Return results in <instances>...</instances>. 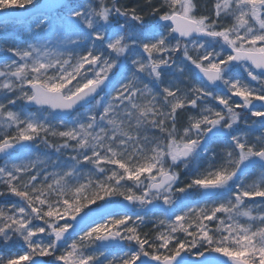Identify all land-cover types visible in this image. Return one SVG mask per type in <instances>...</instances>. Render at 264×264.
I'll list each match as a JSON object with an SVG mask.
<instances>
[{"label":"snow or ice","instance_id":"6c2138e0","mask_svg":"<svg viewBox=\"0 0 264 264\" xmlns=\"http://www.w3.org/2000/svg\"><path fill=\"white\" fill-rule=\"evenodd\" d=\"M148 3L0 0V26L32 6L36 33L0 48L11 54L0 63V197L17 198L0 207V245L22 247L0 264H264V180L241 175L264 170V0H216L200 15L194 0ZM186 67L198 84L165 82L167 71L187 80ZM18 101L42 116L8 107ZM208 137L223 157L201 172ZM193 161L183 183L176 169ZM249 201L256 215L240 211ZM157 212L166 218L143 231Z\"/></svg>","mask_w":264,"mask_h":264},{"label":"rangeland","instance_id":"374dc122","mask_svg":"<svg viewBox=\"0 0 264 264\" xmlns=\"http://www.w3.org/2000/svg\"><path fill=\"white\" fill-rule=\"evenodd\" d=\"M128 1L129 0H119V3L122 4L124 7L128 8V6H129L128 5ZM99 2H100V0H94L91 3H93V4H99ZM104 2L106 4H108V5H110L111 2H112V0H104ZM130 2H132V1L130 0ZM143 2H144V4L141 3L142 5L140 4L139 7H135L141 13H144L146 11L147 12L149 11V3H148V0H143ZM215 2H216V0H201L200 3H198V0H194V3H196V5H197L196 14L197 15H200L202 12H205V14H206V10L207 9H211L213 7V5L215 4ZM37 3H39V1H37ZM136 3L138 4V2H136ZM157 3H158V0H152L153 6H155ZM31 8H32V6H28L27 9H31ZM152 23H153L152 17L151 16H145V27L148 28L149 31H152L153 30L151 28ZM222 23H224L225 25H230L231 21L225 19L224 21H222ZM31 27H34V25H31L30 24V21H28V23L25 26H22V27L18 26L14 22L7 23V25H4V26H0V36H3L5 38V43H4L3 40H0L1 41L0 48H6V47H9V46H13V47L14 46H19V45H15L14 43H12L13 42V38H14L13 36H15L14 34H18V35H21V36L24 35V34L29 35V34L33 33V32L30 31V28ZM216 50L217 51L220 50L218 46H217ZM1 57H3V59H0V63L10 62L11 54L10 53H7V52L0 51V58ZM171 73H173V72H171ZM177 74H178V79L173 78L172 80H178L181 86L186 85L188 83V81H191L192 84H198L199 83V81L193 76V74L191 72V69H190V71L188 70V67L185 68V72H184V75L187 76V80L183 79L180 76L179 73H177ZM235 75L241 77L242 79H247L246 78V75L242 72V70L237 69ZM222 88H223V85H220L219 89H222ZM218 90H216V91H218ZM11 95L12 94H9V98H11ZM106 99H107V97L105 96L104 101H102V103L103 102H106ZM233 99L235 101L239 102V98L238 97H233ZM210 103L215 104L216 102L212 101ZM20 106H22L23 109L27 110L24 107V102L23 101H18L15 105H9L8 107L11 110L20 113L22 116L25 115V114H27V113L23 112L22 110H20ZM27 111H30V110H27ZM81 111H83V110H81ZM36 115L42 116L41 113L36 114ZM71 119H72V117H70V119L65 120V121L70 123L71 122ZM184 119H186V116H181L178 119V123L181 120H184ZM52 123H56V120H53ZM241 125L247 126L245 123L241 122L238 125V127L241 126ZM258 134H259V129H251V133L249 135V138L250 139L251 138H254L255 135H258ZM49 139L55 141V138H51L50 137ZM55 142H58V141H55ZM204 147H207V149H208V152L207 153L203 151ZM223 147H224V144L222 142L215 141L214 139L206 138V140L203 142V144L201 146V149L198 150V154H197V157H196V161H198L199 164H200V171L201 172H204V170L207 168L208 157L211 156L213 153H215L217 155L216 164L219 165L222 162V154H221L222 151H221V149ZM43 151H44V149L41 148L40 149V152L43 153ZM48 153L53 154L54 159L56 158V153L54 151H48ZM61 159H66V156H62ZM196 161H193V162L189 163L188 168H186V169H184L183 165H180L176 169L180 173V179H181V181L183 183L190 182V180L188 178V172H189L190 169L193 168V165L196 163ZM252 166L253 165L247 166L245 168L244 172L241 173V175L251 174V176L254 178V175H255L256 172H255V169H253V172H250L251 169H252ZM81 170L82 171H89V170H91V166L90 165H84V166H82V169ZM246 177L244 176L243 177V180H245ZM143 178L144 177L142 176V179ZM262 180H264V176L262 178H257L254 181V184H259V183H261L260 181H262ZM127 183L128 184H131V182H127ZM183 183L178 184L177 187H182L183 186ZM1 187L2 186H0V188ZM134 191H135V189H134ZM1 198L2 197H0V199ZM3 200H10L11 203H14L15 201H17V198L11 196L10 194H8V195L3 196ZM112 200L113 201L122 200V197H119V196L112 197ZM193 200L194 201H197L200 204L205 203L199 197H193ZM207 203L211 204L212 202H207ZM132 212H138L140 215H144V211L141 210V209H138V208L133 209ZM157 218L165 219L166 216L161 215L159 212H157L155 215L149 214L146 217V219H145V225H144L143 228H146L147 231H149L152 228V223ZM34 223L40 224L41 222L40 221H34ZM61 223H63V221H61ZM211 226L212 227H215V224H213ZM180 235H182V234H180ZM3 251H5L6 253H8L9 255H14L16 253L21 252L22 251V247H21V244L20 243H17L15 246H9V247H4V246L0 245V254ZM41 259H43V258H41ZM48 262L54 263V261H52L51 259Z\"/></svg>","mask_w":264,"mask_h":264},{"label":"trees","instance_id":"16d2710c","mask_svg":"<svg viewBox=\"0 0 264 264\" xmlns=\"http://www.w3.org/2000/svg\"><path fill=\"white\" fill-rule=\"evenodd\" d=\"M37 1H39L40 2V0H37ZM92 1H94V0H87V2H92ZM132 2H130V0L128 1V8H135V7H139V5L142 3V4H144V2H143V0H131ZM200 1L201 0H198V3H200ZM75 2H78V0H75ZM136 2H138V4L136 3ZM141 4V5H142ZM144 6V5H143ZM147 12V11H146ZM152 19H154L153 17H152ZM29 21V20H28ZM28 21H25V22H14V23H16L18 26H20V27H22V26H25L27 23H28ZM15 36H13L14 38H13V42L12 43H14L15 45H19L20 47H25L28 43H34L35 41H36V33H31V34H29V35H26V34H24V35H18V34H14ZM0 40H3L4 41V43H5V38L3 37V36H0ZM0 43H1V41H0ZM7 45V44H6ZM0 59H3V57H1ZM188 70L190 71V69L188 68ZM163 75V78H164V80H165V82L167 83L168 81H170V80H172L173 78H175V79H178V74L177 73H171V71H167V72H165V73H163L162 74ZM150 86H152V87H154V89H155V86L154 85H151L150 84ZM20 110H22L23 112H25V113H29V112H31V113H34V114H39L37 111H27V110H25V109H23L22 108V106H20ZM83 110V109H82ZM81 111V110H80ZM58 119V118H57ZM244 126V127H243ZM238 131H240V133H248L249 135H250V133H251V129H249L247 126H245V125H241V126H239L238 127ZM45 152V150L43 151V153ZM43 153H41V154H43ZM48 154V156L49 157H51L52 159H54V157H53V154H50V153H47ZM221 154H222V157H223V153L221 152ZM253 169H255V175H254V178L251 176V174H244V175H242V177H246L245 178V180H244V182L246 183V184H251V185H255L254 184V181L257 179V178H262L263 176H264V170H262L260 167H259V165H255V166H252V169H251V171L250 172H253ZM261 182V181H260ZM0 190H2V187L0 188ZM257 200L259 199V198H256ZM11 200V199H10ZM10 200H3V197L0 199V207H10ZM246 200H247V198H246ZM16 202V201H15ZM211 202H213V201H211ZM240 211L241 212H244V211H249V212H251L253 215H256L257 213H258V211H259V209H257V207H256V205L255 204H253V203H251L250 201L249 202H246L245 204H244V206L240 209ZM240 221L242 222V223H247V217H243V216H241L240 218ZM143 231H147V229L146 228H143ZM112 252H119V250H111ZM9 254L8 253H6L5 251H3L1 254H0V256H8ZM44 260H47V261H49L50 259H48V258H43Z\"/></svg>","mask_w":264,"mask_h":264},{"label":"water","instance_id":"95a60500","mask_svg":"<svg viewBox=\"0 0 264 264\" xmlns=\"http://www.w3.org/2000/svg\"><path fill=\"white\" fill-rule=\"evenodd\" d=\"M47 2H48V0H41L40 1V3H47ZM32 11H33V8L29 9V10L13 11L10 14L12 16V19H10L9 21H11V20L25 21V20L29 19V17L32 14ZM218 87H219V85L218 86H213V90L217 89ZM24 106H25L26 109L36 110L35 106H33V105L24 104ZM56 116L59 117V118H62V119H69L71 117V115H66V114H56ZM209 138L212 139V137H209ZM125 203H127V202H125ZM48 264H51V263H48ZM196 264H198V262H196Z\"/></svg>","mask_w":264,"mask_h":264}]
</instances>
